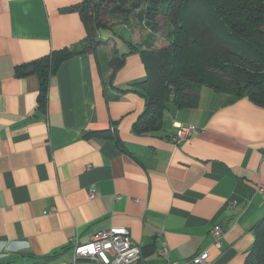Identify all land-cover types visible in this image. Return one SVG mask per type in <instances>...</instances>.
Returning <instances> with one entry per match:
<instances>
[{
	"label": "crops",
	"instance_id": "obj_1",
	"mask_svg": "<svg viewBox=\"0 0 264 264\" xmlns=\"http://www.w3.org/2000/svg\"><path fill=\"white\" fill-rule=\"evenodd\" d=\"M85 1L97 0H0V264L67 263L70 238L85 242L113 226L129 230L147 264L204 249L210 264H243L264 216L256 189L264 184V108L203 86L197 107L169 103L158 132H135L145 107L136 83L146 70L131 45L152 32L136 41L121 20L96 32L94 52L61 63L39 108L37 74L18 77L15 68L80 48L88 27L68 9ZM174 122L196 131L174 144ZM99 130L123 147L84 136ZM215 224L220 248L211 243Z\"/></svg>",
	"mask_w": 264,
	"mask_h": 264
},
{
	"label": "trees",
	"instance_id": "obj_2",
	"mask_svg": "<svg viewBox=\"0 0 264 264\" xmlns=\"http://www.w3.org/2000/svg\"><path fill=\"white\" fill-rule=\"evenodd\" d=\"M97 0L71 6L85 20L88 34L80 48H63L16 66L18 77L39 78V108H44L49 80L61 63L73 56L94 52L96 32L110 19H136L152 33L144 44L131 45L140 56L146 76L137 87L145 107L132 125L137 133L158 132L171 103L176 109L195 108L203 86L236 98H247L264 108V0ZM158 17L162 18L161 25ZM162 27L167 44L153 49L152 37ZM152 43V44H151ZM124 55L112 58L113 76ZM111 138L109 130L84 136ZM254 241L243 264H264V216L252 227Z\"/></svg>",
	"mask_w": 264,
	"mask_h": 264
},
{
	"label": "built area",
	"instance_id": "obj_3",
	"mask_svg": "<svg viewBox=\"0 0 264 264\" xmlns=\"http://www.w3.org/2000/svg\"><path fill=\"white\" fill-rule=\"evenodd\" d=\"M175 133L171 136L174 144H180L187 140L195 131L196 127L190 124H179L174 122ZM256 189L264 196V184L258 183ZM90 198L94 194H89ZM223 227L215 224L211 230V243L220 248V238ZM69 244L72 257L64 264H147L142 257L141 246L130 235L126 227L113 226L108 229L95 231L89 240L80 242L76 237L70 238ZM163 255L166 250H157ZM162 264H210L209 251L204 249L183 262L165 260Z\"/></svg>",
	"mask_w": 264,
	"mask_h": 264
},
{
	"label": "rangeland",
	"instance_id": "obj_4",
	"mask_svg": "<svg viewBox=\"0 0 264 264\" xmlns=\"http://www.w3.org/2000/svg\"><path fill=\"white\" fill-rule=\"evenodd\" d=\"M157 19H158L159 23L161 25H163L162 21H161L162 18L158 17ZM110 20L113 23H118L119 22L118 20H120V19H110ZM127 21L130 22L132 27H134L133 33H135V35H136L135 40L139 41V40H143V38L145 39L144 36H146V34L148 32V28H146L143 23H139L136 19H128ZM165 32H166V29L164 27H162L159 31L154 33V35L152 37V41H151L153 43V45H152L153 49L162 48L167 44L166 39L164 37ZM71 257H72V251L66 252L65 257L62 258L63 262L68 263L71 260Z\"/></svg>",
	"mask_w": 264,
	"mask_h": 264
}]
</instances>
